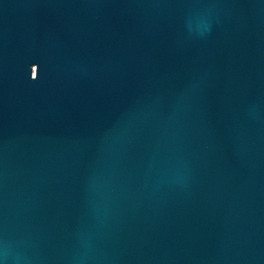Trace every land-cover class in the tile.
<instances>
[{
    "label": "water",
    "instance_id": "obj_1",
    "mask_svg": "<svg viewBox=\"0 0 264 264\" xmlns=\"http://www.w3.org/2000/svg\"><path fill=\"white\" fill-rule=\"evenodd\" d=\"M0 264H264V0H0Z\"/></svg>",
    "mask_w": 264,
    "mask_h": 264
}]
</instances>
